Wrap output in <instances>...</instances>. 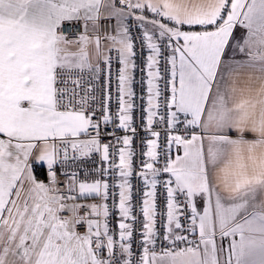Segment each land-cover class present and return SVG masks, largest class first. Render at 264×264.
I'll use <instances>...</instances> for the list:
<instances>
[{
  "label": "snow or ice",
  "instance_id": "1",
  "mask_svg": "<svg viewBox=\"0 0 264 264\" xmlns=\"http://www.w3.org/2000/svg\"><path fill=\"white\" fill-rule=\"evenodd\" d=\"M0 264H264V0H0Z\"/></svg>",
  "mask_w": 264,
  "mask_h": 264
},
{
  "label": "built area",
  "instance_id": "2",
  "mask_svg": "<svg viewBox=\"0 0 264 264\" xmlns=\"http://www.w3.org/2000/svg\"><path fill=\"white\" fill-rule=\"evenodd\" d=\"M113 24H114V21H113ZM100 26H101V30L103 31V29L107 26V21H105V20L102 19L100 21ZM66 31H67V29H66ZM141 75H144L145 78H146V70H145V73H139L138 72L137 73V79H139V77ZM146 87L147 86H146V80H145V84H144L145 104H146V98H147ZM134 89L137 92V94H139L141 92V86L139 84H135L134 85ZM113 109H115V104L114 103H113ZM135 115H136V126L139 128V123H140L139 116H140V113L139 112H136ZM120 134L123 135L122 132ZM146 135L147 134L144 131H139L138 138L134 139L133 147L136 148L137 150H139L141 147H146L145 145H142L141 144V140H140V138H143ZM149 138H151V137H149ZM97 158H99L98 155H97ZM132 183L134 185V188L138 185V181L135 178L132 179ZM111 223H112V226H114L115 221L113 220Z\"/></svg>",
  "mask_w": 264,
  "mask_h": 264
},
{
  "label": "crops",
  "instance_id": "3",
  "mask_svg": "<svg viewBox=\"0 0 264 264\" xmlns=\"http://www.w3.org/2000/svg\"><path fill=\"white\" fill-rule=\"evenodd\" d=\"M240 58H243V57H240ZM245 78H246V76H245Z\"/></svg>",
  "mask_w": 264,
  "mask_h": 264
}]
</instances>
